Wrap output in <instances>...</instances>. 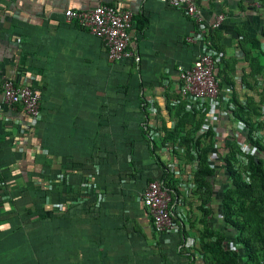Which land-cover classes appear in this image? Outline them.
<instances>
[{"label": "crops", "instance_id": "crops-1", "mask_svg": "<svg viewBox=\"0 0 264 264\" xmlns=\"http://www.w3.org/2000/svg\"><path fill=\"white\" fill-rule=\"evenodd\" d=\"M192 1L204 24L225 17L212 44L222 86L240 104L264 44L260 5ZM98 5L132 12L131 58L109 60L100 39L65 22V10ZM195 29L159 0H0V264H205L204 225L219 221L204 218L207 190L194 183L209 145L202 127L225 147L235 125L209 124L205 103L179 97L177 68L196 58L198 46L185 41ZM6 79L40 94L37 119L4 105ZM224 178L212 180L215 191ZM163 180L174 228L157 234L140 195ZM80 193L90 196L85 209L75 204Z\"/></svg>", "mask_w": 264, "mask_h": 264}, {"label": "built area", "instance_id": "built-area-1", "mask_svg": "<svg viewBox=\"0 0 264 264\" xmlns=\"http://www.w3.org/2000/svg\"><path fill=\"white\" fill-rule=\"evenodd\" d=\"M167 6L181 10L196 26L195 31L186 37V43L198 46V51L193 64L190 67L178 66V93L181 99H189L193 102H202L208 106V122H220L232 116L235 109L232 97L233 92L222 86V77L218 75L221 69L222 57L214 49L212 44V31L218 29L225 17L218 15L212 24H204L199 8L192 0H159ZM66 23L76 22L103 43L109 60L119 61L131 58L129 50V31L132 28L133 14L129 10H123L111 5H98L92 10L77 11L67 9L64 11ZM40 94L30 85H17L11 79L2 83V102L13 111L19 109L30 120H35L40 114ZM240 132L245 126L239 123ZM215 128L205 124L202 131L206 132ZM228 142H237L231 130L228 131ZM218 140V139H217ZM224 149L219 143L214 144L217 152L208 162L210 166H219V176L226 175V165L223 157L219 155ZM243 153L256 155L258 150L248 142L242 143ZM54 190V186L48 187V192ZM87 197L86 193L77 194L75 204L79 205ZM140 200L147 209L154 231L157 234H167L174 228L170 203L171 196L163 188L159 181L148 183L146 189L140 195ZM213 223H211V226ZM236 250L234 245H228Z\"/></svg>", "mask_w": 264, "mask_h": 264}, {"label": "trees", "instance_id": "trees-1", "mask_svg": "<svg viewBox=\"0 0 264 264\" xmlns=\"http://www.w3.org/2000/svg\"><path fill=\"white\" fill-rule=\"evenodd\" d=\"M257 1L260 5L258 10L264 14V0ZM260 44L256 40L252 48L259 50ZM259 56L263 57L264 52L260 51ZM258 57L255 60L260 63ZM261 60L264 61V59ZM231 102L235 109L228 121L235 125L234 129L232 127V132L238 135L239 140L237 142L227 141L224 149L219 152L225 160L227 172L223 184L218 191L214 190L219 166H210L208 162L209 158L217 152L214 150L212 130L207 131L206 137L209 139V145L198 156L200 164L194 173V183L197 189L207 190L204 192L202 201L204 218L214 216L215 220L219 221L217 222L219 226H211L210 221L204 225L198 251L205 264H264V146L254 136V127L243 115L244 106L238 104L233 97ZM239 123L246 127L243 132H240L237 126ZM193 140L195 142V139ZM243 142L255 146L258 153L256 155L243 153ZM196 143H198L197 139ZM151 155L159 161L154 151ZM238 156L246 157V166L243 171L238 168L240 163ZM161 183L171 196L170 189L172 188L165 180ZM41 197L43 198V195ZM90 202V196H87L77 207L85 209L84 206H88ZM214 202L220 205L216 214L212 207ZM208 203L209 205L206 206ZM229 242L235 244L236 250L229 248Z\"/></svg>", "mask_w": 264, "mask_h": 264}, {"label": "rangeland", "instance_id": "rangeland-1", "mask_svg": "<svg viewBox=\"0 0 264 264\" xmlns=\"http://www.w3.org/2000/svg\"><path fill=\"white\" fill-rule=\"evenodd\" d=\"M262 51L264 52V44ZM252 66L253 69L249 72V78L255 84L251 86V90L247 92L240 105L244 106L243 115L247 118L249 124L254 127V136L264 146V66H262V62L258 63V61H254ZM240 162L238 168L243 171L246 166V157L242 156ZM230 244L228 243V245ZM231 245L235 246L234 243Z\"/></svg>", "mask_w": 264, "mask_h": 264}]
</instances>
